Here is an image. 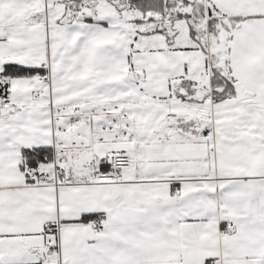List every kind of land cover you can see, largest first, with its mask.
Wrapping results in <instances>:
<instances>
[{
    "label": "snow or ice",
    "instance_id": "1",
    "mask_svg": "<svg viewBox=\"0 0 264 264\" xmlns=\"http://www.w3.org/2000/svg\"><path fill=\"white\" fill-rule=\"evenodd\" d=\"M0 264H264V0H0Z\"/></svg>",
    "mask_w": 264,
    "mask_h": 264
}]
</instances>
